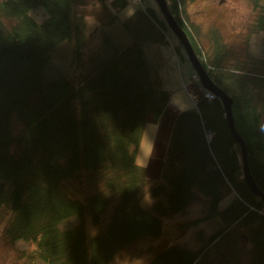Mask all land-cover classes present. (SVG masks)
<instances>
[{
  "label": "trees",
  "instance_id": "trees-1",
  "mask_svg": "<svg viewBox=\"0 0 264 264\" xmlns=\"http://www.w3.org/2000/svg\"><path fill=\"white\" fill-rule=\"evenodd\" d=\"M196 1L166 0L212 81L233 99L236 130L264 193V132L259 127L264 122V60L247 53L244 61L232 62L220 30L204 32L192 20L189 8ZM248 1L255 13L251 33L264 34L262 0ZM80 2L0 0V209L10 213L9 241L33 244L28 264H110L142 239L160 237L162 218L187 209L199 189L211 211L193 224L217 217L220 229L198 251L172 246L148 264H242L245 241L251 245L249 264H264V200L245 180L242 148L223 102L205 98L199 81L196 107L180 111L175 120L164 182L150 188L158 201L153 209L141 206V192L150 181L130 148L170 102L143 44H165L171 28L152 7L138 9L127 21L111 13L110 23L126 30V43L120 46L106 34L104 49L83 62L84 25L75 12ZM126 3L115 0L121 8ZM38 6L47 9L42 22L32 16ZM202 36L208 37L206 50ZM65 38L75 39L76 65L84 69L78 85L52 66V52ZM182 48L180 42L177 55ZM74 181L80 185L77 195L69 191ZM229 194L233 201L221 209ZM87 214L102 228L92 237ZM71 217L80 222L62 229L60 224Z\"/></svg>",
  "mask_w": 264,
  "mask_h": 264
},
{
  "label": "rangeland",
  "instance_id": "rangeland-1",
  "mask_svg": "<svg viewBox=\"0 0 264 264\" xmlns=\"http://www.w3.org/2000/svg\"><path fill=\"white\" fill-rule=\"evenodd\" d=\"M262 5L264 8V0H262ZM143 7H152L161 13L156 0H144ZM75 12H77V6ZM190 15L192 20L202 27L204 32H208L212 27L220 30L230 48V60L232 62L244 61L247 53L264 60V34L251 33L255 13L248 0H197L190 7ZM32 16L37 21L42 22L47 14L42 6H38L32 10ZM111 17V12L105 7L99 17L101 25L90 33L88 39H85V48L82 50L83 62H87L92 55L104 49L106 34L111 36L120 46L126 43V30L115 23L111 24ZM119 19L121 21L128 20H122L120 17ZM167 39L168 42L159 47L154 42H144L143 47L150 68L153 74L158 75L164 81L163 84L167 85L165 87L168 88L170 97L174 93L173 100H186L189 108H195L196 104L188 94L189 91L193 95L195 92L187 87L191 84L196 89L201 90L199 83L193 79L196 70L184 47L182 52L177 55L175 48L180 46V42L172 31H169ZM68 41V44L62 43L52 52V66L56 72L66 75L73 84L78 85L79 76L84 69L77 68L76 65L75 39ZM208 43V37L202 36L201 47L206 50L209 46ZM199 94L200 92L197 95ZM14 128L15 132H19L22 126L16 121ZM164 165L165 162L162 159L153 155L149 160L146 173L150 183L142 190L140 195L141 206L145 209H153L154 204L158 201L151 195L150 188L156 181L164 182L162 179ZM69 185V191L77 195L79 193V183L74 181ZM196 192L198 196L201 195L199 189ZM202 196L207 198L204 195ZM233 199V194L227 195L220 203V208H225ZM161 200L167 201V197L163 196ZM203 202L195 200L180 214L171 218H162L163 231L160 237L142 239L132 247L117 254L110 264H148L158 252L172 246L198 251L204 245V240L220 229L221 226L216 222H222L217 218L193 224L194 221L200 220L198 217L208 215L211 211V206L206 208L203 205L200 207ZM9 216L10 213L6 209H0V264H28L30 262L29 254L34 246L31 242L24 240L14 243L9 241L5 233ZM79 222L78 217H71L63 221L60 227L67 229ZM85 224L89 237L101 232L102 228L93 223L90 214L86 215ZM243 248L242 264H249L252 253L251 245L245 241ZM39 263L44 264L43 262Z\"/></svg>",
  "mask_w": 264,
  "mask_h": 264
},
{
  "label": "clouds",
  "instance_id": "clouds-1",
  "mask_svg": "<svg viewBox=\"0 0 264 264\" xmlns=\"http://www.w3.org/2000/svg\"><path fill=\"white\" fill-rule=\"evenodd\" d=\"M115 0H82L77 5L76 16L80 22L84 25V38L88 39L90 33L101 25L100 14L104 11L105 7L113 15L119 16L123 19H130L135 16L137 10L144 6V0H127L124 7H120L115 4ZM45 12L47 9L45 8ZM45 19L47 17H44ZM67 38L64 40V44H68ZM260 130L264 132V122L260 124ZM158 125L149 124L147 128H144L142 139L134 144L130 148V152L137 153L134 158V163L141 165L143 168L148 166L149 160L151 159L155 143L154 136L157 132Z\"/></svg>",
  "mask_w": 264,
  "mask_h": 264
},
{
  "label": "water",
  "instance_id": "water-1",
  "mask_svg": "<svg viewBox=\"0 0 264 264\" xmlns=\"http://www.w3.org/2000/svg\"><path fill=\"white\" fill-rule=\"evenodd\" d=\"M156 1L160 6L161 12L166 18L168 25L171 28V31L178 37L181 44L185 48L190 58V61L194 69L196 70L197 75L200 78V83L202 87L207 91L213 92L223 102L232 134L234 135L236 141L241 145L242 148L245 180L251 191L255 195L261 197L264 200V193L257 187L249 169L248 151H247L246 143L240 137V135L236 130L233 111H232L233 99L212 81L207 71L203 67L202 63L200 62L198 56L196 55L186 32L178 25L176 19L171 14L166 0H156Z\"/></svg>",
  "mask_w": 264,
  "mask_h": 264
},
{
  "label": "crops",
  "instance_id": "crops-1",
  "mask_svg": "<svg viewBox=\"0 0 264 264\" xmlns=\"http://www.w3.org/2000/svg\"><path fill=\"white\" fill-rule=\"evenodd\" d=\"M189 12H190V8H189ZM156 45H158L157 47H159L163 44L156 43ZM157 77H158V75H157ZM184 80H185V78H184ZM159 81H160V83H162L163 89L169 93L168 88L165 87L167 85L163 84L164 81L161 78H159ZM187 88L194 90V92H195L194 95L190 91L188 94L190 95V97L194 101V103L197 102V100L199 99L198 97H200V95L202 94V88H201V90H198V88L196 89V87L192 86L191 84ZM199 92H200V94L197 95ZM173 96H174V93L172 94V97H170V102H169L165 112L160 117V119L157 122H149V124L158 125V129H157V132H156L155 137H154L155 148H154L153 156L162 159V161H164V159H165V156H166V153H167V150L169 147V142H170L172 130L174 127V123H175V120H176L178 114L180 113V111L189 108L188 107L189 105H188L186 100L175 99V100H177V101H175V100H173L174 99ZM149 124L146 125V128ZM196 201H198V202L204 201L203 204L200 205V207L203 205L206 208L211 206L210 200L207 198H204L202 196V194L198 196ZM205 216L206 215L198 217V218L201 219ZM211 219H217V217L211 218ZM208 220H206V221H208ZM216 223H218L219 226H222V222L220 223L219 221H217Z\"/></svg>",
  "mask_w": 264,
  "mask_h": 264
},
{
  "label": "built area",
  "instance_id": "built-area-1",
  "mask_svg": "<svg viewBox=\"0 0 264 264\" xmlns=\"http://www.w3.org/2000/svg\"><path fill=\"white\" fill-rule=\"evenodd\" d=\"M193 79H194L195 81H199V76H198L197 74H195L194 77H193ZM204 96H205V98H207V99H209V100H213L214 98L217 97L213 92H211V91H207V90H206Z\"/></svg>",
  "mask_w": 264,
  "mask_h": 264
}]
</instances>
